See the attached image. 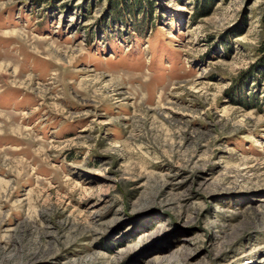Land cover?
<instances>
[{"label": "rangeland", "instance_id": "1", "mask_svg": "<svg viewBox=\"0 0 264 264\" xmlns=\"http://www.w3.org/2000/svg\"><path fill=\"white\" fill-rule=\"evenodd\" d=\"M0 264H264V0H0Z\"/></svg>", "mask_w": 264, "mask_h": 264}]
</instances>
